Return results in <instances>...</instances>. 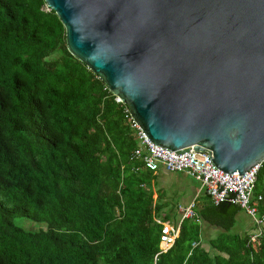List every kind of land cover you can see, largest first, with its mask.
I'll return each instance as SVG.
<instances>
[{
    "label": "trees",
    "instance_id": "16d2710c",
    "mask_svg": "<svg viewBox=\"0 0 264 264\" xmlns=\"http://www.w3.org/2000/svg\"><path fill=\"white\" fill-rule=\"evenodd\" d=\"M115 99L44 0H0V264H264V233H235L240 209L209 200L162 252L166 206L130 160L137 141ZM254 195L264 213V163ZM203 223L223 231L208 249Z\"/></svg>",
    "mask_w": 264,
    "mask_h": 264
},
{
    "label": "water",
    "instance_id": "95a60500",
    "mask_svg": "<svg viewBox=\"0 0 264 264\" xmlns=\"http://www.w3.org/2000/svg\"><path fill=\"white\" fill-rule=\"evenodd\" d=\"M44 2L152 143L228 175L264 161V0Z\"/></svg>",
    "mask_w": 264,
    "mask_h": 264
},
{
    "label": "built area",
    "instance_id": "2783aa9c",
    "mask_svg": "<svg viewBox=\"0 0 264 264\" xmlns=\"http://www.w3.org/2000/svg\"><path fill=\"white\" fill-rule=\"evenodd\" d=\"M115 101L122 103L117 97ZM128 118L130 129L137 141L130 160L141 163L145 170L152 173L161 169L168 173H185L200 184L205 195L211 199L215 206L222 203L236 206L243 210L256 226H261L264 219L263 216L260 217L255 203L260 202L262 197L254 195V188L257 174L264 161L240 176L237 175V172L231 173L232 175L224 174L214 167L209 160L208 153L193 151V149L177 152L157 146L145 135L129 112ZM180 210L182 219H192L195 216V203L192 202L185 208L180 207ZM161 224V249L162 252H165L173 245L178 235V228L171 227L167 223ZM255 237H252V241L255 240Z\"/></svg>",
    "mask_w": 264,
    "mask_h": 264
},
{
    "label": "crops",
    "instance_id": "0c3cea01",
    "mask_svg": "<svg viewBox=\"0 0 264 264\" xmlns=\"http://www.w3.org/2000/svg\"><path fill=\"white\" fill-rule=\"evenodd\" d=\"M162 172L168 173L162 169L157 172H153V173L150 172L154 177V180L152 181L153 191H154L153 198L155 200L156 199L159 200V198L161 197L160 202L162 204H165L166 206V207L164 206L165 209H164L163 216L159 217L157 221L158 220L160 221L162 218L166 216L169 218V220H166L165 222H161V221L160 222L167 223L171 227L178 228L179 230L180 224L184 220L182 219V213H181L180 207L185 208L190 203L194 202L195 210H196L197 208L205 204L206 201L204 200H209L211 203L212 201L207 195H205L203 189H201L200 184L193 178L187 176L185 173H181V174H184L185 177L192 179V181L196 184V188L192 187V190L190 191L189 186L186 183L181 182L179 178L174 177L172 175L171 176L174 178L175 184L173 185V187H171V189L164 188L158 183L159 177H157ZM145 187L146 186L143 185V188ZM259 203L260 202L255 203L257 209H258ZM258 213L260 217L263 216V219H264V213H260L259 210H258ZM235 220H236V223H235L233 231L239 235L251 234V241H252V237L256 236L255 237V240H256L258 236L264 233V220L261 226H256L253 220L241 209L239 213L236 215ZM222 232L223 231L219 228L212 227L208 223H203L202 234H201V237L204 241L203 247L208 249L209 248L208 243L210 241L215 240L219 236V234Z\"/></svg>",
    "mask_w": 264,
    "mask_h": 264
},
{
    "label": "rangeland",
    "instance_id": "374dc122",
    "mask_svg": "<svg viewBox=\"0 0 264 264\" xmlns=\"http://www.w3.org/2000/svg\"><path fill=\"white\" fill-rule=\"evenodd\" d=\"M59 55V52L56 53V56ZM161 174V175H160ZM157 177L158 183L163 186L164 188L171 189L173 185L175 184L174 177H177L180 179L181 182L186 183L189 186V190H192V187L196 188V184L192 181V179L185 177L184 174L181 173H160ZM172 175V176H171ZM179 186V184H178ZM17 224H22L26 229H35L37 228L36 224L28 221V220H18Z\"/></svg>",
    "mask_w": 264,
    "mask_h": 264
}]
</instances>
